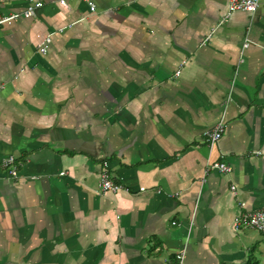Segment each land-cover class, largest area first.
<instances>
[{"label": "crops", "instance_id": "crops-1", "mask_svg": "<svg viewBox=\"0 0 264 264\" xmlns=\"http://www.w3.org/2000/svg\"><path fill=\"white\" fill-rule=\"evenodd\" d=\"M38 1L0 24V264L264 263V1Z\"/></svg>", "mask_w": 264, "mask_h": 264}, {"label": "built area", "instance_id": "built-area-1", "mask_svg": "<svg viewBox=\"0 0 264 264\" xmlns=\"http://www.w3.org/2000/svg\"><path fill=\"white\" fill-rule=\"evenodd\" d=\"M89 4V9H95V3L93 0H86ZM264 0H228V10L226 17L229 16L231 12L234 10H246L253 11L255 10L261 2ZM59 3L63 6H67L66 0H59ZM42 5L41 1L38 0H30L28 5L23 8V10L19 12H13L11 14L1 16L0 24L14 20L20 17H31L34 15L36 8ZM209 36V34H208ZM207 39V38H206ZM51 41L50 34H47L42 41L38 43V50L41 53H46L48 49V45ZM205 40L203 41V43ZM248 42H244V46H247ZM180 72V68L175 71V75ZM225 124L223 120H217L213 126L206 128L203 131V137L207 144L213 145L215 144L222 135L224 131ZM106 162H103V167L100 171L99 175V186L100 190L103 192L112 191L117 192L118 190L124 189L128 190L126 186L112 179L107 167ZM207 169H215L220 172H228L231 170V166L221 160H216L211 162ZM0 170H4L6 175L11 178H16L18 176V163L16 162L13 155H7L0 160ZM234 189V185L231 186ZM140 189H143L141 187ZM232 227L235 230H239L242 228H252L260 232L264 237V208L255 209L247 212H243L237 217H235L232 221ZM177 257L181 259L183 257V251L177 253Z\"/></svg>", "mask_w": 264, "mask_h": 264}, {"label": "trees", "instance_id": "trees-1", "mask_svg": "<svg viewBox=\"0 0 264 264\" xmlns=\"http://www.w3.org/2000/svg\"><path fill=\"white\" fill-rule=\"evenodd\" d=\"M240 264H264V263H261L259 259H257L256 257L249 256L246 261Z\"/></svg>", "mask_w": 264, "mask_h": 264}]
</instances>
